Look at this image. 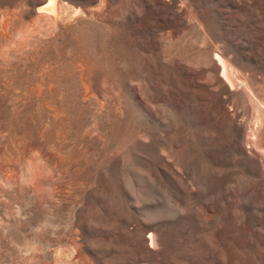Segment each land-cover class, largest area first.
<instances>
[{
    "label": "rangeland",
    "instance_id": "obj_1",
    "mask_svg": "<svg viewBox=\"0 0 264 264\" xmlns=\"http://www.w3.org/2000/svg\"><path fill=\"white\" fill-rule=\"evenodd\" d=\"M57 2L0 0V264H264V0Z\"/></svg>",
    "mask_w": 264,
    "mask_h": 264
},
{
    "label": "bare ground",
    "instance_id": "obj_2",
    "mask_svg": "<svg viewBox=\"0 0 264 264\" xmlns=\"http://www.w3.org/2000/svg\"><path fill=\"white\" fill-rule=\"evenodd\" d=\"M49 6H48V8L49 9H51L54 13H56L57 12V10H58V2H57V0H49ZM47 8V9H48ZM60 9V8H59ZM59 12V11H58ZM61 12V11H60ZM221 58V57H220ZM222 63H223V71L225 72V74H226V76L228 77V78H231V75H233L232 73V67H231V63H229V62H227V61H224V60H222ZM232 77H234V76H232ZM229 80V79H228ZM152 237L153 236H150V241H153V239H152ZM155 241V240H154Z\"/></svg>",
    "mask_w": 264,
    "mask_h": 264
}]
</instances>
